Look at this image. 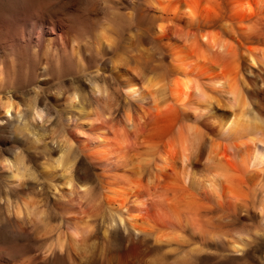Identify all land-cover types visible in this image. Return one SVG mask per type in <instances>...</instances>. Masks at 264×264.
<instances>
[{
  "label": "bare ground",
  "instance_id": "bare-ground-1",
  "mask_svg": "<svg viewBox=\"0 0 264 264\" xmlns=\"http://www.w3.org/2000/svg\"><path fill=\"white\" fill-rule=\"evenodd\" d=\"M227 2L232 6L230 22L224 21L222 15L210 10L202 0H158L157 7L164 14L155 25L156 33L168 37L171 27H198L207 54L236 58L241 49L245 61L243 69L236 60L225 64L221 60L205 58L193 46L196 41L189 47L173 46L170 70L151 67L138 60V70H134L133 75L121 76L126 99L139 105L167 101L170 113L183 115L188 123L187 133L177 129L166 138L164 146H156L152 157L135 158L133 164L126 165L128 173L114 175L101 186L100 196L98 192H89L87 178L62 175L60 182L71 188L75 183L85 196L88 195V202L93 203L90 207L81 203L51 202L48 190L21 185L25 171L20 170L18 175L7 174L13 188L0 190V202L3 203L0 207L16 216L19 224L14 227L18 240L34 241L37 251L28 258L22 249L5 247L4 237H1L0 264H189V258L171 259L167 253L176 251L180 243L191 244L192 238L188 237L194 231L201 234L202 243H206L205 239H221L222 235L206 232L201 220L202 206H196L203 188L209 189L216 200L232 193L230 190L224 193V181L228 179L241 186L245 182L249 184V193L242 191V198L235 207L248 213L250 197L251 208L258 217L255 232H262L264 236V105L260 103V97L264 96V50L254 51L247 47V43L264 41V0H258L256 8L247 0ZM41 19L59 27L47 16ZM222 21L226 23L222 24ZM219 26L223 33L215 32ZM133 41L131 37L127 47L122 48L117 65L127 66L125 54L139 50V43L133 44ZM95 42L97 48L106 50L114 44L105 31L95 34ZM71 48L75 58L82 63L80 50L75 45ZM13 74L11 62L4 67L0 65V121L18 124L22 129L18 141L31 146L35 143L34 137L38 136L37 130H41L36 121L43 119V115L36 101L22 103L28 108L24 111L10 92L2 88L12 83ZM170 75L176 80L167 86L163 79ZM91 85L98 95L101 86L98 83ZM85 99L83 94L75 91L68 101L70 108L76 110L78 117H84L91 128L93 121L89 119ZM159 110L163 112V109ZM228 110L232 112L230 115ZM126 123L134 129L131 118H127ZM99 139V146H108L122 162L121 153L103 136ZM225 142L230 144L229 148ZM70 149V144L59 146L55 155L45 158L39 166L45 180L55 179L56 167L67 171L75 164L73 156L69 155ZM146 166L152 171L148 183L144 180ZM168 167L173 170L169 176L171 184L161 191L159 183ZM200 167H203L201 175ZM27 179L36 180L35 177ZM72 193L71 189L66 192L69 196ZM72 202L75 203V199ZM96 212L102 213L100 219L103 221L93 222ZM117 232L127 243L123 254L112 250L113 235ZM173 243L177 244L174 248ZM245 246L242 236L228 243V247L236 252H241Z\"/></svg>",
  "mask_w": 264,
  "mask_h": 264
},
{
  "label": "rangeland",
  "instance_id": "rangeland-1",
  "mask_svg": "<svg viewBox=\"0 0 264 264\" xmlns=\"http://www.w3.org/2000/svg\"><path fill=\"white\" fill-rule=\"evenodd\" d=\"M202 1L210 10L222 15L224 21L230 22L232 6L227 5V0ZM247 1L254 8L257 7L258 0ZM158 4V0H0V65L4 67L11 62L14 72L12 83L2 88L10 92L24 111L28 108L22 103L36 101L43 115V119L36 121L41 130H37L38 138L34 137L36 140L31 146L18 141L22 132L18 124L0 121V190L13 188L7 174L13 172L18 175L21 170L25 171L21 185L29 184L48 190L51 202L67 205L81 203L90 207L93 203L88 202V195L85 196L84 191L75 183H72L75 186L71 184V188L60 182L62 175L73 174L87 178L88 190H91L89 192H98L100 196L101 186L114 175L128 173L126 165L133 164L135 158L152 157L156 146L167 143L170 133L177 129L183 133L188 130L183 115L180 112L170 113L167 101L155 105H139L126 99L121 87V76L133 75L134 70H138V60L151 67L170 70L173 46L189 47L192 41H196L193 46L205 58L221 60L225 64L236 60L243 69L245 61L241 49L236 58L207 54L198 27L178 25L177 28H170L168 37L157 35L156 26L164 14L159 11ZM44 16L56 21L59 27L44 22L41 19ZM224 21L222 24L226 23ZM214 30L223 33L220 26ZM100 31H105L113 39L114 44L110 50L97 48L95 34ZM131 37L133 44L138 42L140 48L137 52L129 51L125 54L127 66L117 65L122 48L127 47ZM74 45L80 50L82 63L72 53L71 47ZM247 47L254 51L264 50V41L247 43ZM114 65H117L116 69H112ZM174 80L176 77L173 75L163 79L167 86ZM92 82L102 88L98 95L92 90ZM75 91L86 98L85 108L90 114L89 119L93 121L91 128L86 125V119L78 117L76 110L69 106V96ZM262 98L259 101L264 105ZM166 102L168 105H165ZM159 109H163V112ZM228 111L230 115L232 112ZM127 118H131L135 124L134 129L127 125ZM197 125L200 126L199 123ZM100 136L121 153L122 162L117 160L108 146H99ZM69 144V155L73 156L75 164L67 171L63 167H56L55 179L45 180L39 166L45 158L55 155L59 146ZM225 144L229 148L230 144ZM202 171L203 167H200V175ZM151 172L150 166H146L145 183H148ZM172 173L173 170L168 167L159 183L161 191L171 184L169 176ZM29 177H35L36 180L27 179ZM232 181H224V193L229 190L232 193L222 200H216L209 189L203 188L200 201L196 204V207L202 206L199 209L202 211L201 220L206 232L222 235L221 239H205L206 243H202L201 234L194 231L188 237L192 238L191 244L180 243L179 250L167 253L171 259L189 258V264H264V236L262 232H255L258 229V217L257 212L251 208L250 197L247 200L248 213L238 211L235 207L242 198L241 192L249 193V184L245 182L241 186ZM70 189L73 191L72 196L66 194ZM72 199H75V203ZM98 213L93 214L94 223L103 221V218L100 219L102 213ZM18 224L12 212L0 207V238L4 237L5 247L22 249L31 258L37 251V244L30 239L18 240L15 235ZM113 236V252L125 253L127 243L123 236L120 232ZM238 236H242L246 244L242 253L228 247L231 239ZM176 245L173 243L172 247Z\"/></svg>",
  "mask_w": 264,
  "mask_h": 264
}]
</instances>
